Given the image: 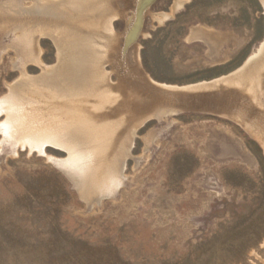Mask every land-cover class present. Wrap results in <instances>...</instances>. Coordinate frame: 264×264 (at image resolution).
<instances>
[{"label":"rangeland","instance_id":"obj_1","mask_svg":"<svg viewBox=\"0 0 264 264\" xmlns=\"http://www.w3.org/2000/svg\"><path fill=\"white\" fill-rule=\"evenodd\" d=\"M63 1L0 0V100L14 85L48 95L53 30L77 29L97 50L95 76L139 102L122 127L136 125L131 153L113 192L83 197L54 162L67 151L23 147L0 113V264H264V147L249 127L264 129V70L256 97L243 82L224 83L264 42L262 1L98 0L112 32L83 27L95 16L88 0H78L81 22L44 12ZM131 33L139 37L129 46ZM189 86L197 89H181Z\"/></svg>","mask_w":264,"mask_h":264},{"label":"bare ground","instance_id":"obj_2","mask_svg":"<svg viewBox=\"0 0 264 264\" xmlns=\"http://www.w3.org/2000/svg\"><path fill=\"white\" fill-rule=\"evenodd\" d=\"M69 1L72 0H64L57 5L54 2H49L45 5L44 12L56 17V20L65 19L69 22H81V18L75 19V12H78V10L80 12L81 8L83 9L84 7H81L78 0H76V3L74 2L75 0L70 3ZM261 1L264 5V0ZM97 2L98 0L87 1L89 11H92L93 14H95L98 6H95ZM149 2L150 0H145L143 6L148 5ZM69 5L75 9L74 12H72L73 9L71 10V8H69L70 11L66 9ZM36 8L37 6L34 9ZM102 9L104 8H101L99 12H102ZM103 12L106 14L108 11L104 9ZM77 14L79 15L80 13ZM97 16L95 14V16L91 17L92 19L88 17L90 22L85 21V23L81 22V24L87 29L91 28V31H93L92 28L94 27V29L104 28L110 32V19L104 25ZM104 16L107 19L109 15ZM56 25L60 26L57 22ZM61 30L63 31L60 32L59 29L53 30L54 40L58 46V64L50 72L48 71L47 74L43 75L46 78L44 82L39 80L35 83L39 86L43 83L41 85H45L44 88L49 91V94L44 96L34 91L35 94L37 93L34 96L35 94L29 91L31 96L25 92L24 88L18 85L11 86L10 94L0 100V113L3 112L7 116L6 122L1 125L2 131L8 137L14 138L15 141L22 144L23 147H29L31 151L38 150L40 153L45 154L44 147L47 144L66 150L69 159L67 161L60 160L61 162L55 159L56 161L54 162H59V165L67 168L83 197L89 195L92 187H106L107 192H113L117 182L115 185L112 180L118 178V175H123L125 161L130 155L129 153H131L130 147L133 140L130 139V141L129 138L135 135L136 125H133L128 130L127 124L132 125V122H135L134 115L139 108V102L132 94L123 96L124 94L122 95L120 91L122 89L121 85L117 86V89H109L110 86L108 88L106 84L107 78L103 72L102 75L98 73L95 76V70L92 66L94 63L92 64L90 59L94 57L93 53L97 52V50L88 46L90 43L89 37H84V34L75 35L77 29L68 31L62 28ZM138 37V34L136 37L135 33H131L126 43L128 42L130 46L137 41ZM91 39L94 40L93 36ZM96 39L98 41V38ZM109 39L113 38L109 36ZM99 50L101 51V47ZM106 55L108 54L105 51L99 52V60L105 58ZM95 69L98 70L97 68ZM263 70L264 42L259 52L251 56L244 64V67L231 75L232 77L225 78L224 83L227 85L237 83L240 86L239 84L243 82L249 86L250 91L256 97L257 93L261 91V72ZM31 80L34 81L30 79V82ZM26 82L28 81L26 80ZM161 86L169 89H178L167 85ZM181 89L197 88L189 86ZM31 91L33 90L31 89ZM117 95L124 99L119 100ZM127 114L131 118L126 120ZM250 123L251 132L255 133L264 147V129L256 126L254 122ZM125 125L128 127L127 133L122 130ZM89 176L92 185L88 181ZM116 181H119V178Z\"/></svg>","mask_w":264,"mask_h":264},{"label":"water","instance_id":"obj_3","mask_svg":"<svg viewBox=\"0 0 264 264\" xmlns=\"http://www.w3.org/2000/svg\"><path fill=\"white\" fill-rule=\"evenodd\" d=\"M154 1H155V0L152 1L151 5L154 3ZM151 5H150V6H151ZM137 39H138V38H137ZM137 39H136V40H137ZM172 92H173V90H169V93H172Z\"/></svg>","mask_w":264,"mask_h":264}]
</instances>
